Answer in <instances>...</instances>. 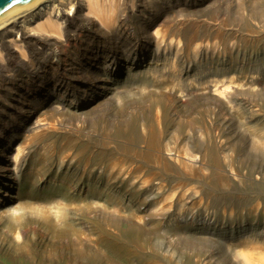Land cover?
I'll return each mask as SVG.
<instances>
[{"label":"rangeland","instance_id":"rangeland-1","mask_svg":"<svg viewBox=\"0 0 264 264\" xmlns=\"http://www.w3.org/2000/svg\"><path fill=\"white\" fill-rule=\"evenodd\" d=\"M139 1L140 4L131 17L132 22L141 20L140 12L148 7L155 12L162 9L157 1L151 5H148L147 0ZM255 1L241 0V3L236 5L232 0H210L206 4L208 7L195 5L194 9L202 15H192L182 27L172 25L171 31L178 34L182 41H185L184 34H191L195 30L208 31L196 41L197 43L207 34L221 33L223 40L234 34L240 44L245 46V50H248L254 40L258 41L260 36H264L260 19L254 15L251 19L243 16L245 11L249 13L246 9L253 8ZM254 17L257 20H254ZM218 26L220 31L216 29ZM152 31L150 29L149 33ZM102 53L105 56L101 54L97 60L82 62L83 68L92 72L95 80L92 88L84 84L65 88L51 83L48 86H38L35 93L31 86H23L18 89L25 98L24 105L19 111L12 109L9 116H4L5 122H0V128L4 124L7 126L5 133L0 135V264H85L90 257L107 258L109 264H141L143 258L153 255V251L160 247V240L151 235L152 230H156L155 224L146 227V230L133 229L127 222L118 224L117 219L109 214L117 207H113L114 203L108 198L99 199L100 196L94 189L100 188V183L97 185L98 181L95 182L93 177H85L80 181V170L87 162L92 165L94 171L100 169V163L117 162L126 165L125 170L129 169L137 173L136 175H141V178L152 177L151 173H155L154 182L161 181L165 184L168 198L173 195L176 197L179 192L187 194L193 185L187 184L182 186V190L177 189L173 181L176 178L173 174L175 165L170 161L166 168L156 165V151L163 150L167 143L177 140L180 133H185L189 128L195 133L198 132L197 127L202 131L204 127L213 130V125L207 121L216 122V117L211 116L209 108L216 107L218 120H222L221 117L234 114L230 110L231 101L241 106V99L249 96L246 88L235 85H232L228 92L221 94L220 91L224 87L213 86L212 79L205 76L210 66L207 62L202 63V59L197 64L193 62L190 66H179L178 73L173 77L162 78L151 71L155 64L149 54L140 57L138 61L128 60L124 56L120 61L111 62L109 59L112 54ZM186 54L187 52L182 57ZM235 59L241 70L233 68L226 75L230 72H243L248 79L254 78L257 86L255 85L253 97H250L258 99L260 104L264 103V78L253 74L256 60L249 56L244 59L238 56ZM66 60L67 58H62L60 64L65 65ZM226 61L224 68L229 62L227 59ZM257 61L259 62L258 58ZM157 65L161 70V62ZM212 75L215 77L214 72L210 73V76ZM191 80L196 81V84H192ZM216 89L218 91H215ZM236 92H242L244 95H238ZM14 94L10 90L4 99L11 102L9 105L17 104ZM25 94L28 96L25 97ZM198 96L205 100L195 105ZM5 101L2 102L3 106L7 105ZM37 105L42 108L39 112L36 111ZM59 106L60 110H56ZM33 111L35 115L27 125H20L19 121L15 120V117H21L23 112L26 117ZM244 111L246 114L243 118L232 117L235 123L240 122L245 126V134L236 132L235 136L249 135V140L233 143V146L245 154H252V140L264 145V118L262 114L258 117L252 116L246 108ZM157 115L159 123L156 122ZM39 117H44L49 125L41 122L40 127L33 129L31 124ZM193 119H201L202 121L198 122L201 125L195 126ZM9 123L13 126H9ZM194 126L196 128H193ZM30 127L32 131H29ZM222 129L223 127L215 124L216 132ZM28 132L30 133L25 150L27 158L16 175L12 173V157L19 143H22L23 134ZM243 144L245 146H241ZM130 162L134 164L127 167ZM239 162L247 163V160L240 156L235 167H239ZM250 163L252 164V161ZM88 167L90 169V165ZM242 171L245 173V170ZM244 181L245 184L248 182ZM232 186L231 192L234 194L230 199L238 203L256 197L259 191L252 185V189L248 188V184L244 187L233 183ZM215 189L210 185L203 187L210 203V212H215L218 206L230 202L222 197L224 189ZM141 193L138 192L139 197ZM121 199L123 204L128 205L124 202L129 200L126 196L120 197L119 201ZM96 200L99 203H95ZM58 203H61L67 212L76 215L75 218L82 223L79 227L88 230L91 225L94 236H84L81 242L75 243L79 228L74 227L71 233L69 221L56 218ZM105 205H108V209ZM12 209H18L14 216H11ZM179 209L180 207L174 208L173 213L177 214ZM121 215L125 217L128 213ZM14 232L18 233L19 238H15ZM178 234L179 238L175 237L178 247L176 252L178 251V260L181 259L182 263L177 264H188L193 251L197 252L200 248L194 246L195 240L189 242L188 238H201L204 235L200 230L185 228ZM68 237L73 238L71 245L68 243ZM99 237L102 238L100 241ZM175 256L177 257L176 254ZM152 262L167 264L162 260Z\"/></svg>","mask_w":264,"mask_h":264},{"label":"bare ground","instance_id":"bare-ground-1","mask_svg":"<svg viewBox=\"0 0 264 264\" xmlns=\"http://www.w3.org/2000/svg\"><path fill=\"white\" fill-rule=\"evenodd\" d=\"M147 1L148 5L157 1L162 9L155 12L148 7L144 9L146 12L144 10L140 12L142 18L136 22H132L131 17L140 4L139 0H37L1 18L0 122L4 120V116L11 114L12 109L19 111L24 105L25 98L18 89L23 86H31L35 93L40 86H48L51 83L65 88L70 86L75 88L78 84L90 85L92 88L95 81L92 72L84 69L82 62L97 60L102 52L112 54L109 59L111 62L120 61L124 56L128 60L138 61L140 57L149 54L155 64V68L153 67L151 71L162 78L173 77L178 73L179 66H190L193 62L197 64L202 59V63L207 62L210 66L205 76L212 79L213 86L224 87L220 91L221 94L228 92L231 86L235 85L246 88L249 96L241 99V106L231 101L230 110L234 114L230 117H221L222 120H218L216 107L209 108L211 116L216 117V122L207 121L213 125V130L204 127L202 131L197 127L198 132L195 133L189 128L185 133H180L177 140L167 143L163 150H155L156 165L166 168L169 161L173 162L175 165L173 174L176 177L173 181L177 189L182 190L183 185L192 184L190 192L187 194L179 192L176 197L173 195L168 198L165 184L161 181L154 182L155 173H151L152 177L141 178V175H136L137 173L129 169L125 170L126 165L117 162L100 163V169L96 171L87 162L80 170L81 175L78 178L81 181L85 177L90 179L93 177L95 182L98 181L97 185L100 183V188L94 191L100 196L99 199L108 198L114 203L113 207H117L112 212L113 215L109 214L117 219L118 224L127 222L131 228H143L141 230H146V227L155 224L156 230H152L151 235L155 236L156 240H160V247L153 251L155 257L149 255L148 258H143L141 264H153L152 261L156 260L165 261L167 264L182 263L181 259L178 260L175 237L179 238L178 232L184 228L200 230L204 235L201 238H188L189 242L195 240L194 246L200 247L197 252L193 251L188 264H264V145L252 140L250 144L252 154L236 150L233 143L242 140L246 142L249 140V135L235 136L236 132L244 133L245 126L240 122L235 123L232 118H243L246 114L245 108L252 116L258 117L262 114L264 118V103L260 104L258 99L251 98L257 86L254 78L248 79L243 72H230L226 75L233 68L241 70L236 65V57L240 56L244 59L249 56L257 63L253 67V74L264 78V36H260L258 41L254 40L248 50H245V46L240 44L234 34L227 40L222 39L221 33L207 34L197 43L196 41L208 31L195 30L191 34H184L185 41H182L178 34L171 31V26L182 27L192 15L201 16L202 14H199L194 6L208 7L209 5L206 4L210 0ZM240 1L232 0L236 5H239ZM246 10L249 13L245 11L243 16H248L249 19L253 18L252 15L256 16L260 19L261 27H264V0H256L253 8ZM256 17L254 20H257ZM218 27L216 29L220 31V26ZM150 29L153 30L151 33H149ZM186 52V56L182 57ZM64 57L67 58L66 64L61 65ZM226 59L229 62L224 68ZM160 62L161 70L157 65ZM211 72H214L215 77L210 76ZM164 74L168 75L163 76ZM190 82L196 84L194 80ZM10 90L15 93L13 97L17 101L16 105H9L11 102L4 100ZM28 93L31 95L30 92ZM236 93L239 95L240 92ZM240 94L244 95L242 92ZM27 96L28 94H25V97ZM198 97L197 100L194 99L195 105L205 100L203 97ZM4 101L7 105L3 106ZM41 109L37 105L36 111L39 112ZM56 110H60V106L56 107ZM33 115H35L34 111L24 117L23 112L22 118L15 117V120L24 126V123L30 122ZM144 117L143 115L142 118ZM199 121L193 119L192 123L195 126L201 125L198 124ZM41 122L49 125L44 117H39L31 124L33 129L40 127ZM156 122H160L158 115ZM215 124L223 127L222 131L216 132ZM8 125L13 126L10 123ZM5 126L4 124L0 128V135L5 133ZM195 126L193 128H196ZM30 129L29 131L33 130L31 127ZM29 133L23 134L22 143L18 144L12 157L13 174L18 175L19 167L26 161L25 150ZM156 145L157 143L152 146ZM240 156H244L247 163H241L243 162L241 160L238 163L239 167H235ZM133 164L134 162H130L127 167ZM242 170H245V173ZM244 180L248 181L246 183L248 188L252 189L254 186L258 189V194L243 202L231 201L230 198L234 194L231 192L232 184L246 187ZM209 185L214 190L217 187L224 189L222 197L230 201L228 204L218 206L215 212H210V203L203 192V187ZM139 191L142 192L140 197ZM113 194L118 196L115 197ZM122 196L129 199L124 201L128 205L123 204L122 199L119 201ZM95 203L99 201L96 200ZM104 207L108 209V205ZM176 207H180L177 214L173 213ZM11 211V216H14V212L18 209ZM125 212L128 216L123 217L121 214ZM55 216L59 220L69 221L71 233L74 227L79 228L75 235V243L81 242L84 236H94L92 226L90 225L88 230L79 227L82 225L81 221L76 219L73 213L67 212L61 203L57 204ZM18 219L17 216L16 220ZM14 234L15 238H19L17 232ZM71 239L73 238L68 237L70 245L73 243ZM180 244L179 241L178 245ZM51 262L53 263L54 259ZM109 263L107 258L90 257L85 264Z\"/></svg>","mask_w":264,"mask_h":264},{"label":"water","instance_id":"water-1","mask_svg":"<svg viewBox=\"0 0 264 264\" xmlns=\"http://www.w3.org/2000/svg\"><path fill=\"white\" fill-rule=\"evenodd\" d=\"M37 0H0V19Z\"/></svg>","mask_w":264,"mask_h":264}]
</instances>
